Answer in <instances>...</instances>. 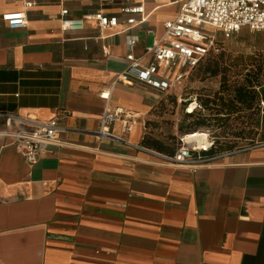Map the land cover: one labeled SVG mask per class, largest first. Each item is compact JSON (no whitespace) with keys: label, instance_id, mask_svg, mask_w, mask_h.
I'll return each instance as SVG.
<instances>
[{"label":"crops","instance_id":"0c3cea01","mask_svg":"<svg viewBox=\"0 0 264 264\" xmlns=\"http://www.w3.org/2000/svg\"><path fill=\"white\" fill-rule=\"evenodd\" d=\"M130 1L148 17L121 33L125 0H0V114L63 117L67 129L29 166L8 136L21 125L0 116V264H264V146L195 167L166 162L143 145L163 140L162 94L136 80L116 83L109 99L138 117L132 131L124 142L96 138L100 93L128 67L127 36L138 38L133 55L144 66L145 48L180 8ZM63 9L69 19L115 16L120 26L102 38L92 20L62 31ZM23 11L27 28L10 30L2 16Z\"/></svg>","mask_w":264,"mask_h":264},{"label":"built area","instance_id":"2783aa9c","mask_svg":"<svg viewBox=\"0 0 264 264\" xmlns=\"http://www.w3.org/2000/svg\"><path fill=\"white\" fill-rule=\"evenodd\" d=\"M32 2H25L24 9H29ZM120 14L125 17L126 33L131 28L146 22L143 2L133 3L125 0L120 8ZM10 30L26 29L28 19L26 13H9L2 16ZM85 20L97 23L99 36L108 28H117L120 22L115 16H106L101 12L81 19H69L68 11L60 12V27L62 31H80ZM163 34L155 39L144 50V56L150 60L141 66L139 59L133 55V49L138 38L127 36L126 61L128 67L120 74L111 87L100 93L105 101L95 136L98 140L123 141V136L129 134L137 121V116L121 108H110L109 99L113 86L118 83L130 84L132 80L153 88L161 94L182 85L199 62L209 53L217 54L220 51L217 34L229 38L243 29L250 32L264 34V0H180L177 16L163 25ZM188 113V109H186ZM8 121L16 120L20 125L17 131L9 134L12 139L11 147L23 160L32 166L36 164L40 155L47 147L58 146L61 137L67 132L63 127V117H54L47 122H35L31 119H22L0 114ZM120 125V134L112 132L114 124ZM207 135V146L198 147L195 143L187 142L186 137L179 139L180 146L176 153L169 157L164 156L166 162L185 166H199L207 164L223 156L232 155L256 147H263L264 143L248 145L235 150L214 154L202 155L216 148L214 140Z\"/></svg>","mask_w":264,"mask_h":264},{"label":"rangeland","instance_id":"374dc122","mask_svg":"<svg viewBox=\"0 0 264 264\" xmlns=\"http://www.w3.org/2000/svg\"><path fill=\"white\" fill-rule=\"evenodd\" d=\"M217 39L220 51L217 53L220 65L227 71L225 73L229 83L243 82L245 75L257 70L260 66L262 80L264 81V34L250 32L243 29L229 38H223L219 33ZM221 76L211 77L195 70L190 73L188 79L177 88L167 94H162L163 107L161 125L167 126L161 131L163 137L175 136L166 144L173 149L180 146V137L184 133H190L197 122L202 118L204 126L196 129V133L208 134L215 142L216 147L221 150H235L248 146L254 142L264 141V112L256 110V101L251 110L241 111L233 114H216L222 110L220 101L216 105L212 102L216 93L221 89ZM224 102L230 95L226 92L220 93ZM210 101L207 107L202 102ZM194 104L195 109L188 117L186 109ZM218 104V105H217ZM262 104L260 103V108ZM224 113V112H223ZM166 118V119H165ZM177 126L174 135L169 134ZM183 126L182 130L179 127Z\"/></svg>","mask_w":264,"mask_h":264},{"label":"trees","instance_id":"16d2710c","mask_svg":"<svg viewBox=\"0 0 264 264\" xmlns=\"http://www.w3.org/2000/svg\"><path fill=\"white\" fill-rule=\"evenodd\" d=\"M219 58L220 56L217 57V54L209 53L199 62L197 67L193 69V71L200 70L202 71V73L208 74L211 77L222 75L221 89L218 93H216L215 98L212 100L214 104L216 103V101L218 100L220 101L219 105L221 106L222 110L217 111L216 114L229 115L241 111L251 110L252 105L255 101H256V110L259 111V109H262L264 112V81L261 78L262 71L260 66H258L257 70L252 71L249 74H246L243 82L229 83L225 75L227 70L220 65ZM223 92H226L228 95H230L227 102H224L222 96L219 95L220 93ZM208 103H210L209 100H207L206 102H202L203 107H207ZM260 103L262 104L261 108H260ZM164 106L165 104H163V100L161 99L157 109V112L160 114L161 117H162L161 111ZM187 116L192 117V115L189 114H187ZM149 123L151 124V125L149 124L150 125L149 127H151V129L153 130L159 127L158 122H149ZM204 125L205 124L202 118H197V122L195 123V126L199 128ZM196 127H194L190 133H184L183 136H188L196 133V129H197ZM183 128H184L183 126H180L179 130H182ZM174 137L175 136L163 137L162 141H156L145 137L143 140V145H145L146 147H153L158 152L171 157L176 153L178 149L171 148L170 146H168V144H166V141L168 140L172 141ZM257 143L254 142L250 145H254ZM259 143H264V141H261ZM227 151H230V149L221 150L216 147L210 152H203L202 155L210 156Z\"/></svg>","mask_w":264,"mask_h":264},{"label":"bare ground","instance_id":"6f19581e","mask_svg":"<svg viewBox=\"0 0 264 264\" xmlns=\"http://www.w3.org/2000/svg\"><path fill=\"white\" fill-rule=\"evenodd\" d=\"M195 109L194 104H191L188 108V113H192ZM187 142L195 143L198 147H206L207 146V135L205 133H194L192 135H188L186 137Z\"/></svg>","mask_w":264,"mask_h":264}]
</instances>
